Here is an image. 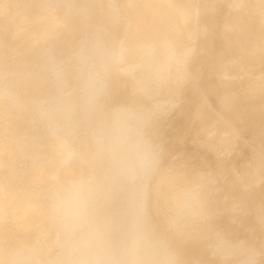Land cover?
<instances>
[{
    "label": "rangeland",
    "instance_id": "obj_1",
    "mask_svg": "<svg viewBox=\"0 0 264 264\" xmlns=\"http://www.w3.org/2000/svg\"><path fill=\"white\" fill-rule=\"evenodd\" d=\"M37 1L39 3L36 5L35 2ZM68 2L66 3V10L65 5L62 9L59 8L64 17L60 18L59 21L57 18L55 19L58 21L56 25L60 24L57 26V30L46 27L44 31L42 25L46 23V17L53 10L52 5L48 4L47 0H0V161H3L8 167L6 170L0 169V178L4 181L6 178L7 188L15 190L14 202L12 201L10 208L0 212V264H60L63 262L60 258V250L62 249L60 246L53 245L51 249H43L40 247L41 245L39 246L41 242H37L34 236L35 219L40 218V214L44 210L49 211L51 208L48 203L51 200L50 195L46 192L41 198H35L30 192L35 189L33 187L37 186V181L42 175V171L39 169L41 166L35 161L46 156L44 153L40 155L41 151H38L37 148L41 147L42 150L44 146L52 145L54 139L63 135V138L68 137L72 140L74 136L77 137L81 133L79 129L67 132L64 130V126H61V118L64 113L62 110H64L68 99L73 97L77 85L75 80L71 81L70 78H67L72 65V70L75 68L73 70L74 79L76 77L78 79L82 72L81 63L87 64L83 73L85 72L87 79L97 82L95 85L97 91L102 88L101 92L104 95L108 91L106 96L108 103L112 101L108 94L110 91L113 92L118 82L124 85L135 76L141 77L140 80L136 79L137 84L128 92V100L131 104H135L136 101H141L147 96L149 99L148 104L139 107L137 112L130 117L128 122H135L132 133L128 130L123 145L118 141V138L123 136V133L126 135V133L121 120L113 125V121L121 109L113 110L110 116L112 118L110 137L111 141L114 139L116 141L109 147L112 142L108 145L106 141L99 140V147H97V152L94 151L92 160L96 159L94 158L96 154L103 152L100 147L106 148L107 152L115 157H122L121 165L130 174L131 185L128 184V192L138 194L131 202L137 212L135 217L132 215V218L135 220V225L138 223L145 228L147 233H149L150 228L146 221L148 222L150 212L159 215L161 206L164 209L173 208L176 211L179 204L171 199L174 198L173 191L175 188L170 184L172 180L168 176L169 179L166 177L170 171L157 172L150 181L148 178L151 172H154L155 169L160 171L171 161L182 157V159L190 160L192 164L197 161V159L191 160L190 158L197 156L204 149L206 150L208 140L205 139L200 143L190 142L194 132L198 129L197 124L192 123V121L202 116L204 112L208 110L212 112L208 122L218 121L220 124L229 122L227 120L229 108L227 109L225 106L221 110L220 104L214 102L212 96L214 88L221 85L220 90H222L221 81L217 77L218 72L224 70L223 73L228 79L223 80L224 82L235 81V85L234 83L229 84L231 88L238 85L239 91L235 96L231 94L232 91L230 92L233 96L232 99L252 100L255 106H258L259 103L261 106L264 104V0H232V2L231 0H141V2L138 0H86V3L89 2L90 5H85L86 9L83 14L79 11L81 8L80 0ZM93 2L94 4H92ZM159 5L164 6L165 10L170 12H166L168 14L164 16L151 18L149 22L147 21L148 25L145 24L144 19L137 20L136 16ZM75 14L86 16V23L79 24L80 27L86 28L85 32L86 30L87 32L97 31L101 26L106 28V24L110 27V32L100 37L95 31L92 33L91 39L87 33L82 34L73 48L64 53L63 47L56 49L53 45L55 43L58 46L63 45L62 41L58 42L59 33L65 26L63 22L66 24L69 18ZM121 14H124V17ZM248 14L251 19L246 17ZM62 19L63 21H61ZM134 19L137 20L136 25L138 27L144 32H148L150 38H144L145 41L152 39V41H157L156 44L162 42L161 52L164 51L165 54L178 52V60L181 59L182 62L181 72L179 74L175 72L169 81L167 76L164 79H159L153 72L159 63L157 59H150L142 67L141 61L144 56L146 57L147 50L140 49L135 54V59L130 61L129 58L124 57L127 61L123 59L121 62L120 56L124 55L126 49L124 46L125 49L122 50L121 40L130 27L134 26ZM180 19L184 21V25H182L183 27L178 26L177 31L184 32L185 37L180 39L178 34H175L176 38L164 43L162 37L163 35L166 36L167 28ZM229 21H233L231 25H234V28L231 32L223 31L224 23ZM196 23L202 24L200 31L203 37L195 32L194 25ZM122 29L124 34L121 35ZM83 36L86 38L88 36V38L82 41L81 37ZM131 38L133 39V37ZM144 39L139 41L137 39L138 46H143ZM199 40L204 41L202 47L200 46L201 48L199 47L201 45ZM228 42L230 43L227 44ZM50 44L52 46L47 48L46 45ZM82 48H87L86 52L82 53ZM222 52L228 54L226 63L221 62L220 54ZM164 53L161 54L165 56ZM198 55L200 57L203 55V57L199 60V58L197 59ZM207 56L208 59L206 60ZM188 59H191L192 62H189ZM124 62L125 64H123ZM118 63L119 67L117 68ZM195 63L197 66H193ZM126 64L128 66H125V69L134 70L124 72L123 67ZM237 66L241 69L239 75L237 74ZM141 72L143 74L145 72V74L143 75ZM205 78L209 84H206V87L198 86L199 82L203 84L202 81ZM181 89L184 92L180 91ZM122 90L119 88L112 95L118 96ZM208 93L210 94L209 97H202L203 100L195 104L194 109L188 112L189 115L184 119L186 129L177 133L179 140L176 143L174 141L173 144L165 145L160 156L155 155L159 154L158 151L160 150L157 143H152L147 148L143 146V149L142 146L141 148L138 147L139 143L133 144V141H136L135 137H138L139 133L150 122L156 127L152 131V127L149 126L145 131L153 136H162L163 132L171 127L172 123L175 122V117L180 113V101L195 98L198 95L206 96ZM100 94L95 96L97 97V107ZM160 100L171 101V104L163 112L155 108L156 103ZM107 102L97 108L98 111L93 114L94 119L98 120V122L95 120L94 126L91 127V131L94 133H98L97 128L104 123L106 118L103 116L111 108ZM135 107L136 105H133L130 109ZM263 113L264 110L260 111L258 115ZM124 114L125 110H122L121 119ZM168 133L171 135L170 132ZM81 138L80 136L81 141L76 142V144L71 141V147L86 152L89 147ZM170 139L171 137L168 141ZM224 139L225 144L219 150L217 149L218 151L214 150L212 154L209 152L204 158L198 159L199 167L210 168L213 166L212 168L218 176L219 181L214 184L213 194L211 196L208 194L207 189H210L211 185L207 176L201 177L198 173L190 175L188 189L192 188L195 179L203 183V187L196 189L197 194L195 193V196L198 201L192 202L191 207L188 206L189 204L186 205L187 208L185 206L181 213L178 210L177 213H172L176 223L173 220L172 223L174 224L167 226L166 230L162 231L164 232L162 235L160 232L157 233L160 234L159 236L156 235L159 239L158 242L164 241L167 248L170 249L172 246L178 245V250L181 246L183 248L186 246L185 243L192 230L190 226H185V223L189 221L188 219L191 220L196 229L208 220L214 221L218 213L224 208V204L217 202L214 206L212 200L218 198L219 195L226 194L231 185L236 190L230 193V201H228L230 206L235 204L234 202L237 200L241 201L236 204L234 219H237L243 211L256 207L255 205L259 202L257 198L264 201V190L261 191L259 187L264 183V149H262L264 148V120L258 124L253 122L249 125L240 120L232 125L230 132L225 134ZM149 151L151 153H148ZM157 158H160V163L156 168ZM251 162H254L256 169L253 168ZM105 163L106 161L102 165L105 166ZM85 166L86 164L81 161L76 167L82 170ZM253 169L261 183L252 188L250 181L254 176ZM47 176L48 173H44V177ZM86 179L87 177L84 176L75 177L74 183L78 184L82 190ZM55 196H53V200H55ZM207 207L211 208L206 213ZM55 208L58 209V205ZM187 210L192 212L187 213ZM258 212L264 213V203L263 208L255 210L256 215ZM155 215L154 217H156ZM175 216L185 222H181ZM61 222L62 219L59 215L49 236L56 242H59L63 237ZM253 222L255 221L253 220ZM262 226L264 228V222ZM138 228L139 230L142 229L141 227ZM48 235L42 236L39 241L47 238ZM253 235H250L251 241ZM21 237L25 239L24 243L19 246H11ZM27 245L29 250L22 253ZM67 248L71 250L70 246ZM40 252L43 254L38 257ZM210 257L209 259L212 260ZM69 261L70 264H77L78 262L75 256H72ZM238 262V258L235 257L225 264H237ZM253 264H264V259Z\"/></svg>",
    "mask_w": 264,
    "mask_h": 264
},
{
    "label": "bare ground",
    "instance_id": "obj_2",
    "mask_svg": "<svg viewBox=\"0 0 264 264\" xmlns=\"http://www.w3.org/2000/svg\"><path fill=\"white\" fill-rule=\"evenodd\" d=\"M65 1L66 0H47L48 4L52 5L53 10L46 17V23L42 25V29L44 31L46 30V27L47 29L52 30L53 28L55 31L57 30L56 28L60 24L58 25L56 24L58 23L60 18L64 17V14L61 13V10L59 8L62 9L63 6L65 5V10H66V3H69L68 1L70 0H68L67 2ZM138 1L141 2V0ZM38 3L39 1L35 2L36 5ZM92 4H94V2ZM85 5H90V3L89 2L86 3V0H80L81 8L79 9V11L82 14L83 12H85L86 9ZM121 10L123 11V9ZM166 12L169 13L170 11H166L164 6L159 5V6H154L151 10L146 11L145 13H142L136 17L137 20L140 18L144 19L145 24L148 25L147 21L149 22L151 18L157 16H164L168 14ZM121 15L123 16L124 14ZM246 17H248V19H251L249 18V14ZM56 18L58 21L55 20ZM137 20L133 22L134 26L130 27L128 32H126V34L122 37L121 40L122 42L121 45H123L122 50L124 51V49L126 48L123 55V59L124 61H127L125 60V58L126 59L129 58L131 61L135 59L136 56L135 54L138 53V50L140 49L147 50L146 57L144 56L143 60L141 61V65H143L142 67H144L146 64L145 62L149 61L150 59L152 60L157 59V62L159 61V63H157V66L155 68L153 66V68L156 69L158 66H161L164 63V59H165V56L161 54L164 53V51L161 52L163 46V45L161 46L162 42H158V44H156L155 42L157 41L154 40L152 41V39L145 41L144 38L149 37L148 32H144L143 29H141L136 25ZM61 21H63V19ZM86 21H87L86 16L84 17L81 16V14H75L74 16L69 18L66 24L63 22V24L65 25L64 29L60 31L58 36V42L62 41L63 45L58 46L57 43L55 44L53 43L54 44L53 46L56 49H60L63 47L65 53L69 49L73 48V45L77 43L78 38L82 34L87 33L90 36L89 39H91L92 33H94L96 30L94 31L91 30L88 32L86 30L85 32L86 28L79 26L80 23L84 24L86 23ZM232 22L233 21L224 23L223 31L226 30L227 32H231L232 29L234 28V25H231ZM52 24H55L56 26L55 25L53 26ZM123 25L125 26L124 21H123ZM182 25H184V21L180 19L179 21L175 22L172 26H169V28H167L168 30H166L165 33L166 36L163 35L162 37L163 42L165 43L170 39L176 38L175 34H178V37L180 39L181 37L184 38L185 37L184 32L177 31L178 26L183 27ZM194 26L196 29L195 32H198V34L201 35L200 37H203L200 31L202 24L196 23ZM102 28H104V26H101L96 31L97 36L103 37V34H107L108 32H110V27L107 26V24H106V28H104L103 30ZM123 29L121 35L124 34ZM131 37H133V39ZM87 38L84 36L81 37L82 41ZM137 39L138 41L140 39H144V41L142 42L143 46L141 45L138 46ZM199 42L201 41L199 40ZM202 43L204 44V41L200 43L201 45H199V47L200 46L202 47L203 45ZM229 43L230 42H228L227 44ZM16 45L18 46V44ZM49 46L52 45L51 44L46 45L47 48ZM86 49L87 48H82L81 52L82 53L86 52ZM174 56L177 59H179L178 52H176ZM201 57H203V55ZM201 57L198 55L197 59L199 58L200 60ZM220 57H221V62L226 63V60L228 59V54L222 52L220 54ZM207 59L208 56L206 60ZM188 61L192 62L191 59H188ZM123 64H125V62ZM196 64L197 63H195L193 66H197ZM81 65H82L81 68L82 72L79 74L78 79L77 77L76 79H74L73 76L74 74L73 70L75 68L72 70L73 65L70 67L72 71L71 70L69 71L67 78H70L71 81L75 80L78 87L77 85L75 86L76 93L74 92L73 97L70 98V100L68 99V102L64 110H62L64 113L61 118L62 120L61 126H64V130L68 132L69 130L73 131L74 129H79L81 133H79L77 137L74 136L72 140L69 139L68 137L63 138L64 136L63 135L62 137H58V139L57 138L54 139L52 145L47 144L42 148V150L41 147L37 148L38 151H41L40 155L44 153V155L46 156L41 158V160L35 159L36 160L35 163L41 166L39 169L42 171V175L40 180L37 181V186H34L33 188L35 189H32L30 193H32V195L35 198H41V196L44 195L46 192L49 193L51 200L48 203L49 206H51V208L49 211H45L44 209H42L44 211L40 214V218L35 219V224H34L35 228H33L35 230L34 236L36 237L37 242L39 243L41 242L39 246L41 245L40 247H43V249L44 248L51 249L53 245L54 246L57 245L60 246V248H62L60 250L61 251L60 258L62 259L63 262L60 264H70V261L68 262V260L72 256L77 257L78 260L77 264H147V261L143 254L146 245L149 243L165 245L164 241L161 243L158 242L159 239L157 238L156 235L158 236L160 234L162 235L164 233L162 231H165L167 226L176 223L172 213H177V210L178 212L181 213V210L186 205L189 204L188 206L191 207L190 204L192 205V202L198 201L195 196L197 194L196 189L203 187L202 186L203 183L202 181L195 179L193 180L194 185L192 186V188L188 189L187 187L189 184V176L195 173L200 174L201 177L207 176L209 184L212 187V188L210 187V189H207L208 194L211 196L215 190L214 184H216L219 181V179L215 170L212 168L213 166H211L210 168L199 167L200 163L198 162V159L204 158L206 154H208L209 152L212 154L214 150L217 149L219 150V148L225 144V139H224L225 134L226 133L228 134L231 130L232 125L238 123L240 120L246 122V125L253 124V122H257L258 124L260 121L264 120L262 119L264 118V113L258 115L260 111L264 110V104H263L264 102L262 103L263 106H261V103L259 102L258 103L260 104V106L259 104L258 106H255L252 103V100H248V99L242 100L237 98L232 99L233 96H231V94L232 95L234 94L235 96V94L239 91V88L237 87L238 85L236 87L231 88L230 83L232 84L234 83L235 85V81L234 82L229 81L230 83L224 82L223 80L227 79L226 75L223 73L224 70L218 72L217 77L221 81L220 84H222V90H220L221 85L218 88H214L212 92V96L214 97V102H218L220 104L219 108L221 110H223V107L225 106H227V109L229 108L228 119H227L229 122L226 124H220L218 121H215L213 123L208 122L207 120L212 115V112L210 110L204 112L202 116H200L197 119L195 118L192 121V123L195 122L197 124L198 129L194 132L193 137L190 139V142L200 143L203 142L205 139L208 140V144H206V150L204 149L203 152H201L197 156L190 158L191 160L197 159V161H194L192 164L190 160L182 159L183 158L182 157L180 159L171 161L169 164L165 165L160 171H156L157 169H155L154 172H151V174L152 173L153 174L152 175L150 174V177L148 178V180L150 181L155 173L157 172L163 173L165 171H170V173L169 172L167 173L166 177L168 176L172 180L170 184L175 188V191H173L174 198L171 199L172 200L174 199L175 202H178L179 204L177 203L178 207H176V211L173 208L164 209L161 206V209H159L161 210V212L159 213L158 211L159 215L153 212L154 214H156L155 215L156 217H154V214L150 212L148 222L146 221V224H148L150 228L149 233H147L144 227L140 226L138 223L135 225V220L132 218V215L134 216L135 213L137 214V212L133 208L131 202L138 196V194L135 195V193L133 192L134 194L133 195L132 193L128 192V187H129L128 184L131 185L130 174H128L124 170L123 165H121L120 161L122 157L121 158H119V156L115 157L114 155L109 154L106 148L100 147L103 152L101 154H96V156L94 157L96 159L92 160L93 153L97 152V147H99L98 146L99 140L106 141L108 145L112 142L109 145V147L112 146L116 141L115 139L111 141V137H110L112 130L111 129L112 118H110V116L113 113V110H120V109L123 111L125 110V114L121 119V124L125 130L126 135L123 133V136L119 137L118 141L123 145L124 138L126 139V136L128 135L127 133L128 130L129 132L131 131L132 133V129L135 125V122L134 121L128 122V121L130 117H132V115H134V113L137 112V109L139 107L148 104V99H149L147 96L146 98H143L141 101L138 102L136 101L135 104H131V102H129L128 100L127 97L128 92L137 84V80L138 79L140 80L141 77L138 76L137 78L135 76V78L133 77V79L127 81L126 83H124V85H121L118 82V84H116V86L114 87L113 92L110 91V94H108L110 95L109 97H111L112 99V101L108 103L107 102L108 100L106 99L108 91L106 92V95H104L101 92L102 88L101 90L97 91L96 90L97 87L95 86L97 82L95 80L93 81L87 79L85 76V72L83 73V70L87 64L83 62L81 63ZM125 66H128V64L124 65L123 69H125ZM118 67H119V63L117 64V68ZM240 70L241 69L237 66L238 75L240 74ZM153 72L155 73V71ZM141 73L143 74V72ZM174 73L175 71H172L167 75L168 81L170 80L171 76ZM206 81L208 80L205 78L202 81L203 84H200L199 82L198 86L206 87V84L207 85L209 84V82ZM119 88H122L123 90L119 93L118 96H113L112 94H114V92ZM180 91L184 92L182 89ZM231 91L232 93L230 94ZM97 94L98 95L100 94V99L98 100V107L96 100L97 97H95ZM207 96L209 97L210 94L208 93L206 96L198 95V97L180 101V106H181L180 113L175 117L174 120L175 122L172 123L171 127H169L168 130L163 132L164 134L162 136H157V135L153 136L149 132L145 131V129L149 126L152 127V131L156 127L152 125L150 122L147 126L143 128L144 130L139 133L138 137H135L136 141L134 140L133 144L139 143L138 147L141 148L142 146L143 149L144 147L147 148L152 143H157V147H159L160 150L158 151L159 154H155V155L160 156L165 145L173 144L174 141L176 143L179 140V135L177 133L181 130L186 129V124H184L185 123L184 119L189 115L188 112L191 109H194L195 104L200 103L203 100L202 97L206 98ZM106 102L107 105H111V108L105 113L106 115L103 116L104 118L105 117L106 118L103 121L104 123H102L100 127L97 128L98 133H94V131H91L92 130L91 127L94 126L95 120L97 122L98 120L94 119L93 114L98 111L97 108H99L103 103L105 104ZM133 105H136V107L134 108L135 110L130 109V107H132ZM82 119H83V123H82ZM116 123L118 122L117 119L115 118V120L113 121V125ZM125 124L126 127H124ZM168 132H170L171 135H169ZM38 135L40 134L38 133ZM80 136L82 137L81 139H83V142L87 144V147H89L86 150V152H82L78 148L74 149L73 147H71V141H73L75 144L76 142L78 143L79 141H81ZM168 136L171 137L170 141H168L170 138V137L168 138ZM150 151L148 153H151ZM30 152L32 153L31 150ZM159 159L157 158V162L155 164L156 168L160 163ZM81 161H83L84 164H86L85 168L82 170L77 169L76 167L77 164ZM105 161H106L105 163L106 165L103 166L102 164ZM251 163H253L252 166L253 168H255L256 165L254 166V162ZM0 169H4V170L8 169L7 165L3 161H0ZM31 169L33 168L31 167ZM253 171H254V176L252 181H250L251 184L250 186L252 188L256 185L258 186L259 183H261V181H259L260 179L258 180V175L255 173L254 169ZM44 173H48V176L44 177ZM205 173L208 174L206 175ZM80 176L87 177V179L84 182V186H82V190H81L82 196H81L80 216L78 221L76 222L74 229L70 231L66 225L63 215L61 214L59 209L55 208V206L59 204V201L61 200V198L63 197L69 186L74 184V178L75 177L79 178ZM4 179L5 181L2 180V178H0V196H1L0 212L5 211L4 209L10 208L12 201L14 202V194H15L14 189L7 188L6 178ZM259 187L261 191L264 190V183L262 184V186ZM191 189L193 190L190 191ZM235 190H236L235 187L231 185V188L228 189V192L226 194L219 195L218 198H214L212 200L213 205L217 202H221L222 204H224V208L222 209L221 212L218 213L214 221L208 220L206 223H203L202 226L196 229V227L191 223V220L187 218L189 220L188 221L186 219L188 222L185 223V226H190L192 228V230L190 229L191 235L186 241L185 243L186 246L184 245L185 246L184 248L181 246L177 250L178 245L174 247L172 246L170 248V250L174 252L176 257L175 264H225L226 262L229 263L235 257L238 258L239 260L237 264H253L256 261H261L264 259V235H263L264 228L262 226V223L264 222V213L262 214L258 212L257 215L255 214L256 209L263 208L264 201L259 200L260 198H257L259 202L257 201L258 203L255 205L256 207L254 208L248 207L249 208L248 210H246L245 212L243 211L242 214L237 219H234V215L236 214V212L234 211L236 208V204L240 203L241 201L239 200L235 201L234 202L235 204H233L232 206H230V203L228 201H230V193L234 192ZM54 195H56L54 197L55 200H53ZM198 198H200V196ZM185 208H187V206ZM210 208L211 207H207L206 213L207 211H209ZM189 210H187V213L192 212V211L188 212ZM59 215L62 219L61 223H62L63 237L59 242H56L52 237L49 238V236L54 226L57 223V219ZM175 217L177 218V216ZM177 219L181 221V218L180 219L177 218ZM173 220L174 223H172ZM253 220L255 222H253ZM181 222H185V221L182 220ZM176 226L178 227V224H176ZM138 227H141L142 229L139 230ZM158 232H160V234H157ZM218 234L222 236L225 241L231 244H237L239 242H243L244 251L238 252L237 254L231 256V258L228 259L223 258L220 254L214 255L211 249V245L213 244L214 239ZM251 234L256 235V236L253 235L252 241L250 240ZM45 235H48V237L45 239L43 238V240L39 241V239H41V237ZM24 241L25 239L21 237V239L15 241V243L12 242L14 244L11 246H16V245L19 246L20 244L24 243ZM67 246L68 247L70 246L71 250H68ZM27 247L29 246L28 245L25 246L24 250H22V253L24 251L26 252V250H29ZM41 254H43V252H40L38 254V257H41ZM209 257L212 260H210ZM224 260L226 262H223ZM209 261L210 263H208ZM54 264H58V263H54Z\"/></svg>",
    "mask_w": 264,
    "mask_h": 264
},
{
    "label": "clouds",
    "instance_id": "obj_3",
    "mask_svg": "<svg viewBox=\"0 0 264 264\" xmlns=\"http://www.w3.org/2000/svg\"><path fill=\"white\" fill-rule=\"evenodd\" d=\"M121 61L123 56H120ZM182 62L178 60L174 54L166 53L164 63L154 69L157 78H165L169 73L175 71L176 74L181 72ZM134 69L126 68L125 72H131ZM171 101L160 100L156 103L155 108L158 111L163 112L169 105ZM122 110L118 111L116 119L119 123L121 120ZM81 188L78 184H72L66 190L65 194L61 198L58 204V209L63 215L66 225L71 231L74 229L76 222L79 219L81 212ZM213 254H220L223 258L228 259L231 256L237 254L238 252L244 251L243 242L237 244H231L224 240L219 234L215 237L213 244L211 245ZM144 257L147 264H175L176 257L174 252L167 248L163 244H147L144 248Z\"/></svg>",
    "mask_w": 264,
    "mask_h": 264
}]
</instances>
